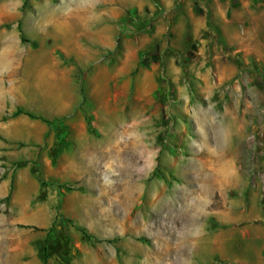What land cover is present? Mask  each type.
<instances>
[{"label": "rangeland", "instance_id": "374dc122", "mask_svg": "<svg viewBox=\"0 0 264 264\" xmlns=\"http://www.w3.org/2000/svg\"><path fill=\"white\" fill-rule=\"evenodd\" d=\"M148 1L0 0V264H43L47 239L48 264H264V39L159 53ZM226 4L264 31V0Z\"/></svg>", "mask_w": 264, "mask_h": 264}, {"label": "crops", "instance_id": "0c3cea01", "mask_svg": "<svg viewBox=\"0 0 264 264\" xmlns=\"http://www.w3.org/2000/svg\"><path fill=\"white\" fill-rule=\"evenodd\" d=\"M199 1L202 2V10L197 11L196 5H192L191 9L188 10V16H186V8L183 7L181 0H161L168 10V17L161 15L152 31L147 33L151 35L150 43L153 49L158 50L160 53L166 46V38L168 36L171 44L178 48L183 47V43L179 42L178 39L184 37L186 40H184L185 47L187 45L191 47L197 40L204 43L202 48H205L207 43H212L217 53L215 56L217 61L228 55L230 53L229 48H235L237 43H240L241 51L261 53L258 50V42L260 44V38L264 39V31H257V25H249V27L242 29L241 32L236 33L239 25L238 20L233 16L232 9L226 4V0H197V3ZM223 1L225 3L222 7ZM141 2L143 4L149 3L148 0H141ZM194 4H196V0ZM153 15L155 19L159 16V12L154 11ZM242 22L243 18L240 23ZM179 53L173 51L165 57L170 58L174 62L175 60L180 61ZM253 196L254 199H258L261 194L254 193ZM259 211L264 216V202H262ZM259 236L264 239V228L262 235Z\"/></svg>", "mask_w": 264, "mask_h": 264}, {"label": "trees", "instance_id": "16d2710c", "mask_svg": "<svg viewBox=\"0 0 264 264\" xmlns=\"http://www.w3.org/2000/svg\"><path fill=\"white\" fill-rule=\"evenodd\" d=\"M129 22H130L131 28L135 31H145L148 29V27L151 28L150 18L145 19V17L139 16L137 13V10H132V12H130L125 18L122 19V23H124L125 25L128 24ZM21 35H22V38L25 39L23 32H21ZM31 43L34 46L37 45L36 41H31ZM260 71L263 73V70H260ZM22 114L27 115L33 119H40L44 121L45 123H47L49 126H59L62 128L61 130L62 132H66L68 129L67 125L63 121V118H60V117L50 118L43 114L35 113L29 109L24 108L23 106H18L16 110L13 112L12 116L16 117ZM34 171L38 174V177L40 181L42 182V184L48 185V182H46L44 178L41 177L39 172H37L36 168H34ZM81 230L87 238L91 239L92 235L88 232L86 228H82ZM38 247H39V257L42 260V263L48 264L50 256H51L48 239L45 241L39 242Z\"/></svg>", "mask_w": 264, "mask_h": 264}, {"label": "built area", "instance_id": "2783aa9c", "mask_svg": "<svg viewBox=\"0 0 264 264\" xmlns=\"http://www.w3.org/2000/svg\"><path fill=\"white\" fill-rule=\"evenodd\" d=\"M260 112H261V113H264V109H263V108L260 109ZM253 136H255V133L253 134Z\"/></svg>", "mask_w": 264, "mask_h": 264}]
</instances>
